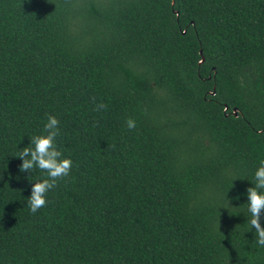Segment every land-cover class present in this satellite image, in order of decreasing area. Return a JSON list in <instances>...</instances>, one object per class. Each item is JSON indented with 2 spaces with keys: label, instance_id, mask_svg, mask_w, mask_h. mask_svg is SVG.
<instances>
[{
  "label": "trees",
  "instance_id": "1",
  "mask_svg": "<svg viewBox=\"0 0 264 264\" xmlns=\"http://www.w3.org/2000/svg\"><path fill=\"white\" fill-rule=\"evenodd\" d=\"M49 115L73 164L33 214ZM262 160L264 0H0V264H264Z\"/></svg>",
  "mask_w": 264,
  "mask_h": 264
},
{
  "label": "clouds",
  "instance_id": "2",
  "mask_svg": "<svg viewBox=\"0 0 264 264\" xmlns=\"http://www.w3.org/2000/svg\"><path fill=\"white\" fill-rule=\"evenodd\" d=\"M95 101V98H93ZM103 103L97 105V110L106 108ZM129 129L136 127V121L128 118ZM60 120L55 115H49L44 124L43 133L31 137L30 145L24 147L17 156L22 160L20 171L31 174L35 169L46 173V178L34 182L31 195L28 197L30 211L35 214L48 203V193L58 186L59 181L68 177L72 170L71 158L64 157L58 148L56 138L60 135ZM254 186L247 188L248 223L255 230L256 242L264 247V160L260 162L254 174Z\"/></svg>",
  "mask_w": 264,
  "mask_h": 264
},
{
  "label": "water",
  "instance_id": "3",
  "mask_svg": "<svg viewBox=\"0 0 264 264\" xmlns=\"http://www.w3.org/2000/svg\"><path fill=\"white\" fill-rule=\"evenodd\" d=\"M233 113L235 114V111Z\"/></svg>",
  "mask_w": 264,
  "mask_h": 264
}]
</instances>
